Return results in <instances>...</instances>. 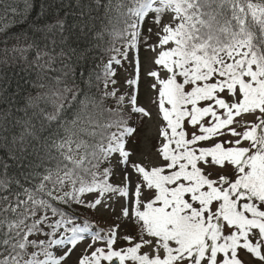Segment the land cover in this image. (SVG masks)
Segmentation results:
<instances>
[{"label":"snow or ice","instance_id":"6c2138e0","mask_svg":"<svg viewBox=\"0 0 264 264\" xmlns=\"http://www.w3.org/2000/svg\"><path fill=\"white\" fill-rule=\"evenodd\" d=\"M38 15L0 41V65L36 88L0 97V264H264V0H50ZM105 32L122 49L103 90L69 87L71 38Z\"/></svg>","mask_w":264,"mask_h":264},{"label":"trees","instance_id":"16d2710c","mask_svg":"<svg viewBox=\"0 0 264 264\" xmlns=\"http://www.w3.org/2000/svg\"><path fill=\"white\" fill-rule=\"evenodd\" d=\"M50 0H9L13 7L18 8V14H8L7 18H3L2 10H0V41L9 38V47L11 46V37L20 35L30 31V25L34 22H41L42 18L38 13L42 4L49 3ZM65 4L75 3V0H64ZM65 11L72 12L71 8L61 9V14ZM73 17L69 15V24L72 23ZM103 28V24L97 25ZM147 26V25H145ZM6 29V31H5ZM78 32V30H76ZM5 45L0 43V60L3 57V48ZM113 47L122 49V42L114 40L112 36L105 32L102 39L98 42L89 43L83 36L77 38L73 36L70 41V48L76 49L77 53L83 51V55H72L69 52V87H75L84 92L98 93L103 90V81L105 79V65L109 58L118 55L112 49ZM119 58V57H118ZM123 59L121 58L122 65ZM115 79L117 80L116 76ZM35 75H29L22 72L20 67H13L11 64L0 65V97H10L14 104L27 97L29 93L35 95L36 88L33 81ZM9 105L0 99V111L7 109ZM22 114V113H21ZM132 143V142H131ZM0 159H7L5 154L0 151ZM11 165L12 161L8 160ZM22 170L21 168L12 167L9 169V175ZM3 178V177H0ZM99 227H104L101 219L96 215L92 217Z\"/></svg>","mask_w":264,"mask_h":264},{"label":"rangeland","instance_id":"374dc122","mask_svg":"<svg viewBox=\"0 0 264 264\" xmlns=\"http://www.w3.org/2000/svg\"><path fill=\"white\" fill-rule=\"evenodd\" d=\"M145 28H147V26H145ZM146 56H147V53L144 51V49H141L140 59L143 62L145 68L148 66ZM113 70L116 73V77L118 80V87L122 86L123 88H127V85L124 82L129 77V74L132 71V68L128 64V61L126 60L125 64L123 66H120V67L116 64H113ZM147 97H148V92L146 90V87L143 83H141V85H140V101H141V103H146ZM151 131L154 133L155 129L153 128ZM133 143L134 142L130 143V145H129L130 148L133 146ZM133 159H137V157L134 156ZM115 179H119V177H116ZM96 216L101 219V222L104 224V227H107L108 224L111 223L112 218L109 216L108 213H97Z\"/></svg>","mask_w":264,"mask_h":264}]
</instances>
